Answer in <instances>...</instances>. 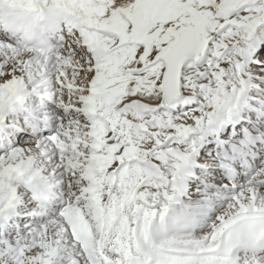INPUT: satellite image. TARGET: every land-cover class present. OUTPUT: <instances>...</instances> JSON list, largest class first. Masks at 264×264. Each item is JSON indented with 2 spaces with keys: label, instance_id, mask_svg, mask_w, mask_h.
<instances>
[{
  "label": "snow or ice",
  "instance_id": "1",
  "mask_svg": "<svg viewBox=\"0 0 264 264\" xmlns=\"http://www.w3.org/2000/svg\"><path fill=\"white\" fill-rule=\"evenodd\" d=\"M0 264H264V0H0Z\"/></svg>",
  "mask_w": 264,
  "mask_h": 264
}]
</instances>
